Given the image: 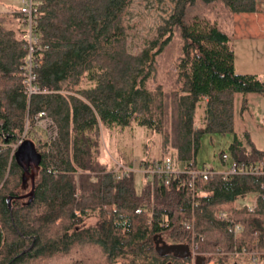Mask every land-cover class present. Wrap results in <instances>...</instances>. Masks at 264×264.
I'll use <instances>...</instances> for the list:
<instances>
[{
  "label": "trees",
  "instance_id": "obj_1",
  "mask_svg": "<svg viewBox=\"0 0 264 264\" xmlns=\"http://www.w3.org/2000/svg\"><path fill=\"white\" fill-rule=\"evenodd\" d=\"M37 1L34 92L21 72L27 49L18 7L0 12V264H199L192 244L201 258L218 249V264H264V173L215 171L194 189L185 173L167 184L143 175L136 191L132 171L116 177L99 142L102 126H142L159 135L161 155L145 154L142 167L166 155L193 166L203 134L230 133L232 159H263L247 131L235 130L233 102L235 93L242 101L264 94V76L234 70L230 30L234 13L256 11L261 0H173L134 53L122 18L129 0ZM39 110L56 134L37 137L32 193L18 197L30 186L12 145L34 131ZM90 212L95 219L84 223ZM156 240L166 245L161 251Z\"/></svg>",
  "mask_w": 264,
  "mask_h": 264
},
{
  "label": "rangeland",
  "instance_id": "obj_2",
  "mask_svg": "<svg viewBox=\"0 0 264 264\" xmlns=\"http://www.w3.org/2000/svg\"><path fill=\"white\" fill-rule=\"evenodd\" d=\"M19 4L20 0H0V12L17 8ZM172 6L173 0H129L122 13L127 51L134 53L146 45L153 36L156 26L170 13ZM263 22L262 26H264ZM230 30L232 33V29ZM232 37L235 70H249L260 75L264 74V31L262 36L241 37L232 34ZM177 53L178 42L175 38L170 47V55L174 57ZM160 59L163 58L157 56V63L160 62ZM166 67L161 68L160 78L167 71ZM171 67L172 65L168 69ZM201 110V105H197L196 117ZM233 114L235 130L240 134L246 130L252 143L256 147L264 149V94L247 93L246 100L242 101L240 94L235 93ZM33 118L35 121V117ZM33 126L35 127L34 131L26 130L24 137L31 139L34 143L37 141V137H41L40 139L47 137L45 130ZM32 132L35 134L33 135ZM99 132L100 157L109 164L113 162L123 164L127 160L131 161L134 169L132 171L134 188L139 191L144 179L139 168L145 154L154 158L161 156L159 135L138 125L102 126ZM230 140V133L203 134L195 154L196 166L209 165L216 170L222 169L225 163L220 158V152L228 153L227 145ZM24 181L25 188H28L29 177L27 175ZM237 202L239 201L237 200L236 204ZM94 219V212H90V215L85 217L84 223L92 222Z\"/></svg>",
  "mask_w": 264,
  "mask_h": 264
},
{
  "label": "built area",
  "instance_id": "obj_3",
  "mask_svg": "<svg viewBox=\"0 0 264 264\" xmlns=\"http://www.w3.org/2000/svg\"><path fill=\"white\" fill-rule=\"evenodd\" d=\"M37 0H20V4L18 7V11L20 13V28H21V36L25 39V47L27 49V54L25 58V63L22 65V75L24 77V82L26 83L28 92H34L36 87L32 84L31 80L34 76L32 72L33 60H32V52L35 48L36 42V30L34 27V10L37 5ZM35 121L34 125L36 127H40L46 131V136L48 139H51L56 134V127L49 116L43 110H39L34 115ZM24 137V134L21 135L17 139V141L12 145V148L15 147L16 143L19 142ZM221 160L225 163L224 167L220 170H216L209 165H201L193 166L188 165H179L175 163L172 158L168 155L163 156L162 158L153 161V163L149 167L140 166L139 170L143 173L144 178H150L153 176L160 177L163 183L167 184L169 180L180 173H185L187 175L186 184L194 189L196 186V181L200 178L205 179L211 173L218 171L223 173L224 175L228 173H264V158L260 161L254 163H245V162H236L232 159L228 153H224L223 151L220 154ZM228 159V161H227ZM134 169L131 166H125L121 163H116L114 167V174L118 177L121 173L127 174L129 171H133ZM263 186V184H261ZM254 202V194H250L246 197V203L248 209H251L252 204ZM136 211L139 208L135 209ZM218 214L220 216H225L224 211H219ZM239 228L238 224H234V230L237 231ZM195 245L192 244L190 248L192 257L195 256L194 251ZM218 249H216L212 253H204L203 254V264H218ZM237 259L231 256L230 263L235 262ZM250 264H256L254 258H251Z\"/></svg>",
  "mask_w": 264,
  "mask_h": 264
},
{
  "label": "water",
  "instance_id": "obj_4",
  "mask_svg": "<svg viewBox=\"0 0 264 264\" xmlns=\"http://www.w3.org/2000/svg\"><path fill=\"white\" fill-rule=\"evenodd\" d=\"M12 156L14 161L21 167V180L23 181L25 179V176L27 175L29 177V190L23 194H19L18 197H25L32 193L33 188V179H34V173L36 171V168L38 166L39 160H40V153L36 149L34 142L24 137L19 142L16 143L15 147L12 151ZM9 199L8 196L6 201L7 205L9 206ZM156 248L161 251L166 245L158 243V240L155 242ZM170 246L168 245L167 248ZM187 252H189L187 250ZM194 259L197 263L203 264V258L199 257L198 255L194 256Z\"/></svg>",
  "mask_w": 264,
  "mask_h": 264
},
{
  "label": "crops",
  "instance_id": "obj_5",
  "mask_svg": "<svg viewBox=\"0 0 264 264\" xmlns=\"http://www.w3.org/2000/svg\"><path fill=\"white\" fill-rule=\"evenodd\" d=\"M258 10L234 13L232 16V34L241 37L262 36L264 26V0L257 1ZM4 12V11H2ZM264 25V22H263ZM263 27V28H262ZM234 67V64H233ZM235 70V67H234ZM238 72H254L249 70H235ZM257 73V72H255ZM258 74V73H257ZM260 75V74H259ZM264 74L260 75L263 76Z\"/></svg>",
  "mask_w": 264,
  "mask_h": 264
}]
</instances>
